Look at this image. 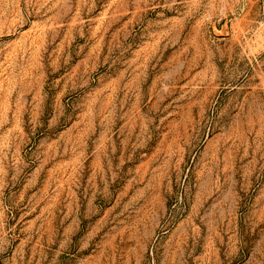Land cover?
Segmentation results:
<instances>
[{
    "label": "rangeland",
    "instance_id": "374dc122",
    "mask_svg": "<svg viewBox=\"0 0 264 264\" xmlns=\"http://www.w3.org/2000/svg\"><path fill=\"white\" fill-rule=\"evenodd\" d=\"M0 264H264V0H0Z\"/></svg>",
    "mask_w": 264,
    "mask_h": 264
}]
</instances>
